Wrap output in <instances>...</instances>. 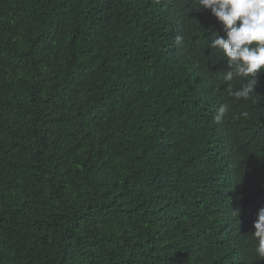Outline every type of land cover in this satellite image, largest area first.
Listing matches in <instances>:
<instances>
[{"label":"trees","instance_id":"trees-1","mask_svg":"<svg viewBox=\"0 0 264 264\" xmlns=\"http://www.w3.org/2000/svg\"><path fill=\"white\" fill-rule=\"evenodd\" d=\"M195 6L0 0V264H264V71Z\"/></svg>","mask_w":264,"mask_h":264},{"label":"clouds","instance_id":"clouds-1","mask_svg":"<svg viewBox=\"0 0 264 264\" xmlns=\"http://www.w3.org/2000/svg\"><path fill=\"white\" fill-rule=\"evenodd\" d=\"M194 8L210 9L212 15L223 25L224 36L213 33L208 46L222 51L227 59L223 80L232 82L239 78L245 81L239 88L227 84L226 91L236 100H248L256 91L257 77L264 71V0H194ZM177 41L181 37L176 38ZM229 108L222 104L213 119L219 124L225 119ZM250 118L248 111L235 114L233 121ZM233 211V210H232ZM238 214L239 211H233ZM252 233L257 240L256 256L264 260V208L258 213Z\"/></svg>","mask_w":264,"mask_h":264}]
</instances>
